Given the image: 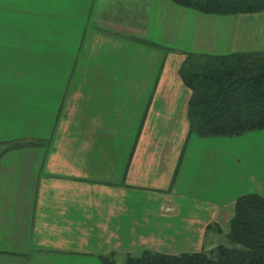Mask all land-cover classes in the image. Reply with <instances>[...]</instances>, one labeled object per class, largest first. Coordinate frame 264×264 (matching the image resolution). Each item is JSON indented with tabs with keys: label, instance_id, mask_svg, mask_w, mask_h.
<instances>
[{
	"label": "crops",
	"instance_id": "obj_1",
	"mask_svg": "<svg viewBox=\"0 0 264 264\" xmlns=\"http://www.w3.org/2000/svg\"><path fill=\"white\" fill-rule=\"evenodd\" d=\"M197 14L169 0H0V264L209 251L237 196L264 198V127L188 134L178 68L213 52ZM249 27L209 54L263 50L264 21ZM244 136L247 149L227 147ZM21 140L43 145L9 146Z\"/></svg>",
	"mask_w": 264,
	"mask_h": 264
},
{
	"label": "trees",
	"instance_id": "obj_2",
	"mask_svg": "<svg viewBox=\"0 0 264 264\" xmlns=\"http://www.w3.org/2000/svg\"><path fill=\"white\" fill-rule=\"evenodd\" d=\"M202 14L232 15L264 11V0H169ZM190 90L188 134L234 136L264 127V48L258 52L187 53L178 68ZM19 141L9 146H41ZM102 264L115 262L101 256ZM118 264H264V198L237 196L225 240L209 251L166 254L144 250Z\"/></svg>",
	"mask_w": 264,
	"mask_h": 264
},
{
	"label": "rangeland",
	"instance_id": "obj_3",
	"mask_svg": "<svg viewBox=\"0 0 264 264\" xmlns=\"http://www.w3.org/2000/svg\"><path fill=\"white\" fill-rule=\"evenodd\" d=\"M261 12H264V11H261ZM197 15H198V17L195 19V25H196L197 30L210 32V33L212 32V34H211L212 35V38H211L212 41H210V42L213 43L212 44V51L213 52L231 50L232 48L236 47L233 43L231 45H227V43L225 45L223 44L224 39L229 40L228 38L230 36H233V33L235 30H233L232 28L235 25L241 24V26H243V28H241V30L239 29L238 32H241L242 35H246V33L251 32V28L250 27L247 28V26H249V24H256L257 22H259V24L262 25V23L264 21V13H259V12L246 13V14H232V15H210V14L202 15V13H201V15L200 14H197ZM166 26L169 27L170 30L175 31V24L170 23ZM253 26L256 27L257 31L261 30L258 28V26H256V25H253ZM182 30H183V28H182ZM182 33H183V31H182ZM223 33H230V34H224L223 35ZM219 43H221V44L218 45ZM171 46L175 47V45H171ZM213 52H209V53H213ZM233 52H237V51H233ZM238 52H240V51H238ZM166 65L168 66L169 63L166 62L165 66ZM247 137H250V136H244L243 138H238V139L228 138L227 147L229 149H235L237 146L238 149H247V147L249 146V143H250L248 140H246ZM214 146H219V145L214 144Z\"/></svg>",
	"mask_w": 264,
	"mask_h": 264
}]
</instances>
